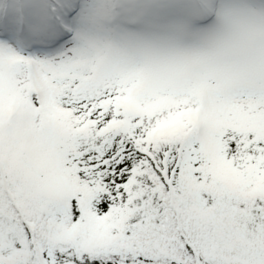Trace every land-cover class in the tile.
Wrapping results in <instances>:
<instances>
[{
	"label": "snow or ice",
	"instance_id": "snow-or-ice-1",
	"mask_svg": "<svg viewBox=\"0 0 264 264\" xmlns=\"http://www.w3.org/2000/svg\"><path fill=\"white\" fill-rule=\"evenodd\" d=\"M0 264H264V0H0Z\"/></svg>",
	"mask_w": 264,
	"mask_h": 264
}]
</instances>
